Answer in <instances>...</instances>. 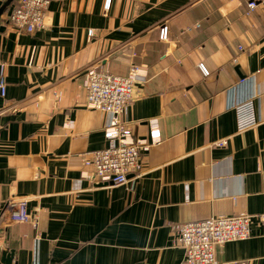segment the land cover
Returning <instances> with one entry per match:
<instances>
[{
  "label": "crops",
  "instance_id": "1",
  "mask_svg": "<svg viewBox=\"0 0 264 264\" xmlns=\"http://www.w3.org/2000/svg\"><path fill=\"white\" fill-rule=\"evenodd\" d=\"M104 5L50 0L46 28L32 34L11 25L12 6L1 17L0 242L18 264H183V224L247 214L250 238L217 259L264 264V0ZM92 66L137 68L126 141L151 143L153 124L162 138L125 186L94 181L84 165L113 145L109 115L87 107ZM249 100L258 125L239 132L234 108ZM11 200L27 202L31 222L11 221Z\"/></svg>",
  "mask_w": 264,
  "mask_h": 264
},
{
  "label": "built area",
  "instance_id": "2",
  "mask_svg": "<svg viewBox=\"0 0 264 264\" xmlns=\"http://www.w3.org/2000/svg\"><path fill=\"white\" fill-rule=\"evenodd\" d=\"M5 1V0H4ZM113 0H105L104 9L111 10ZM50 0H15L11 5L12 12L9 22L22 33H36L46 28L47 10ZM252 13L257 8L256 2L248 5ZM92 35V33H91ZM168 30L164 29L163 40L167 39ZM204 75L208 73L201 65ZM137 68L133 67L127 76H119L107 69L92 66L84 76V88L87 93V107L99 110L110 117V123L105 127V137L113 143L112 146L91 154L85 160V168L91 173L88 177L102 184L125 186L129 177H141L143 173L142 153L161 141L160 131L156 124L151 127L150 140H134L127 142L132 135L128 122L123 120L127 108L135 100L136 86L139 84ZM242 80L241 83H244ZM7 93L6 64H0V97ZM239 132L258 125L257 112L253 100L238 104L234 108ZM226 145L225 141L216 144ZM5 209L10 214L12 222H31L27 213L25 200H11ZM253 216L240 214L232 217H213L201 222L183 224L174 242L175 246L185 251L183 264H222L217 259V249L225 244L247 240L251 236Z\"/></svg>",
  "mask_w": 264,
  "mask_h": 264
},
{
  "label": "water",
  "instance_id": "3",
  "mask_svg": "<svg viewBox=\"0 0 264 264\" xmlns=\"http://www.w3.org/2000/svg\"><path fill=\"white\" fill-rule=\"evenodd\" d=\"M15 2V0H5L0 8V20L6 10ZM15 253L0 242V264H18L15 263Z\"/></svg>",
  "mask_w": 264,
  "mask_h": 264
}]
</instances>
